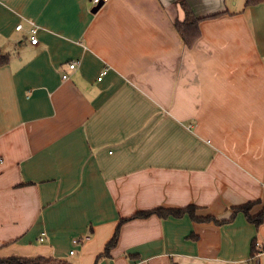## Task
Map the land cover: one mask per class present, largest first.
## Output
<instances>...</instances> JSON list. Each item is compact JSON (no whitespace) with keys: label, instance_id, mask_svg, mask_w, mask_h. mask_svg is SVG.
Segmentation results:
<instances>
[{"label":"crops","instance_id":"crops-1","mask_svg":"<svg viewBox=\"0 0 264 264\" xmlns=\"http://www.w3.org/2000/svg\"><path fill=\"white\" fill-rule=\"evenodd\" d=\"M91 2L0 0V259L264 264V4Z\"/></svg>","mask_w":264,"mask_h":264},{"label":"trees","instance_id":"trees-1","mask_svg":"<svg viewBox=\"0 0 264 264\" xmlns=\"http://www.w3.org/2000/svg\"><path fill=\"white\" fill-rule=\"evenodd\" d=\"M179 4L183 8V11L185 13V18L183 21H179V20L176 21L175 27L179 32V34L181 35V37L183 38L185 44L189 47H192L200 37L199 24L201 22V19H198L195 16L192 9L185 1H180ZM261 4H264V0H246V7H252ZM9 59H10L9 54L0 51V67L7 65L9 63ZM253 205H254L253 203H248L246 205L237 207L234 209V212L235 213L240 211L244 212L247 218L249 219V221L255 223L256 225H260L264 220V211L257 216H251L250 210ZM196 211H197V207L195 206H188L181 209L157 208L151 211L137 212L136 214H134L129 218L122 219L119 223V226L117 228L114 237L108 243L103 256H110L111 251L116 247L118 243L121 226L124 223L131 220L148 218L152 215H157L161 218H168V217L182 218L186 214H188L191 217V219L194 220L195 222L210 221V222H215L217 224L222 223V221L219 222L211 216L200 218L197 216ZM0 264H74V263L65 259L38 256L33 258L11 257V258L0 259Z\"/></svg>","mask_w":264,"mask_h":264},{"label":"built area","instance_id":"built-area-1","mask_svg":"<svg viewBox=\"0 0 264 264\" xmlns=\"http://www.w3.org/2000/svg\"><path fill=\"white\" fill-rule=\"evenodd\" d=\"M92 2V7L93 8H96L98 6H103L105 4H107L108 2H110L111 0H91ZM16 30L17 31H21L23 30V26L22 25H19L16 27ZM37 32H38V29L36 27H33L30 32H29V36H30V43L32 45H37L38 44V38H37ZM77 62H74L73 64L70 65V70H75V68L77 67ZM63 79L66 80L68 79V76L67 75H64L63 76ZM80 241L79 240H75L74 241V244H78ZM71 256L74 255V252H71L70 253ZM258 257H259V254H257L255 256V260L257 259L258 260Z\"/></svg>","mask_w":264,"mask_h":264},{"label":"water","instance_id":"water-1","mask_svg":"<svg viewBox=\"0 0 264 264\" xmlns=\"http://www.w3.org/2000/svg\"><path fill=\"white\" fill-rule=\"evenodd\" d=\"M100 8H101V6H98V7L94 8L93 12L96 13Z\"/></svg>","mask_w":264,"mask_h":264}]
</instances>
